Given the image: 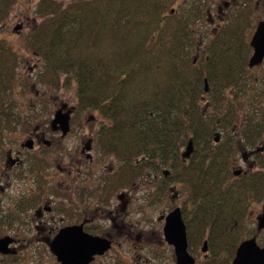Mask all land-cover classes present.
<instances>
[{"label":"trees","instance_id":"trees-1","mask_svg":"<svg viewBox=\"0 0 264 264\" xmlns=\"http://www.w3.org/2000/svg\"><path fill=\"white\" fill-rule=\"evenodd\" d=\"M17 1L0 0V23ZM177 2L39 0L35 12L41 21L28 44L43 58L39 83L75 84L78 108L97 110L112 121L102 125L100 141L124 160V180L133 179L135 171L161 170L169 158L174 162V174L164 179L190 187L193 210L183 208L189 249L208 240L210 255L202 264H231L245 240L248 205L264 191V146H257L264 114L258 119L261 114L240 104L248 92L264 93V78L256 87L249 76L252 5L239 6L199 58L191 57L199 53L193 27L204 18L205 6L193 0L189 8L175 7ZM18 57L0 40V154L7 133H20L30 123L21 119L13 98ZM219 131L223 137L216 142ZM190 139L194 152L184 161L180 148ZM240 144L257 148L258 165L237 176L231 158ZM134 155L141 160L131 164Z\"/></svg>","mask_w":264,"mask_h":264},{"label":"rangeland","instance_id":"rangeland-1","mask_svg":"<svg viewBox=\"0 0 264 264\" xmlns=\"http://www.w3.org/2000/svg\"><path fill=\"white\" fill-rule=\"evenodd\" d=\"M38 1L18 0L13 5L9 16L0 23V40L7 42L19 56L16 70H14L15 93L13 98L21 113V119L30 121L27 126H23L22 132L7 133L10 139L4 145L5 150L10 147L20 148V142L24 136L26 137L25 134L33 131L36 127L47 133V138L51 140L52 144L48 146L43 143L41 147H38L39 150L37 148V151L32 152L39 157L35 167L39 175L37 177L38 181L41 185L44 184L47 187L56 180L67 181L66 185L74 181L75 187L81 188V192L86 189L87 194L90 196L88 200L90 204L88 205L89 202H87L86 206H76L74 217L68 221H83L85 218H83L84 211L88 207V210L95 211L93 214H88V218L97 222H106L107 231L113 238V247L94 264H176L173 249L164 237L165 221L161 220L160 217L164 213L167 215L178 206L183 209L187 205L188 212L193 210L192 205L189 203V185L184 181L165 182V179H167L164 177L163 171L165 169H170V174H174V170L170 168V165L174 162L170 158L168 164L163 166L161 170L155 171L148 168L147 171L144 170L142 173L135 171L133 179L124 180L122 178V183H116V176L111 177L110 173L113 169L119 171L123 167L124 160L113 152L106 151L101 141L97 143L92 154L93 161L89 162L87 158L82 157L83 142L95 131H97L100 140L98 134L102 125L109 126L112 121L103 117L97 110H80L75 84H65L63 79H61L58 87L39 83L38 74L43 66V58L33 52L28 44L29 36L41 21V18L35 12ZM182 1L184 0H178L175 7L182 4ZM251 5V8H253L252 20L257 24L264 19V0H252ZM207 15L205 12L202 23L206 24L209 18ZM17 25H21V29L18 31L14 29ZM210 29L211 27L202 31L201 28L196 27L194 34L197 46L203 43V48H205V44L208 43H200V36ZM250 31H248V34H250ZM203 48L197 55L193 53L191 57L197 56L200 58ZM249 76L251 81H257V83H252L254 86H260L259 81L264 78V61L258 66L250 68ZM234 92H230L229 95H233ZM203 100V103H206V108H210L209 102H206L207 99ZM64 104L76 106L71 129L66 135H63L61 131H56L51 126L56 111ZM240 104L243 110L249 109L248 112L250 113L261 114L257 117L258 119L263 117L264 93L248 92L247 95L241 97ZM244 113V111H241L239 120L242 119ZM219 134L221 139L223 132L219 131ZM261 139L260 145L257 146H264V130ZM185 149L186 144L181 146L180 154H183ZM253 150L257 151V148L254 146L242 147L240 144L238 151L231 158L232 170L242 169L243 171L254 172L255 169L256 171L258 164L252 153ZM77 157L79 159L83 158L84 162L80 164ZM139 158L141 156L134 155L131 164H136ZM74 160L76 162L73 167H70ZM11 179V183L5 185V191L0 196V218L2 217L0 219V237L9 234L15 238L18 244L15 251H18L16 253H18L21 260L13 263L9 262V264H59L50 247L36 248L38 243L41 242L42 236L38 237L33 228L31 230L27 229L33 223V220H27L25 212L32 214L39 205L40 198L38 197V200L31 199L26 207L18 210L16 207L18 200L21 198L23 183ZM52 184L56 185V183ZM66 189V187L62 188V190ZM121 192L126 193V200L128 201L124 211L121 210L120 206L122 204L118 199ZM47 196H51V194L46 192L44 197ZM257 196L264 197L263 189L261 192L259 190L258 195L254 198L255 200L248 205L244 222H242L244 223L242 239L255 236L258 243L264 246V229L258 230L259 216L264 213V199H257ZM56 200L61 207L69 208L68 202L63 197L61 199L58 197ZM75 202L79 204L80 200L77 198ZM104 204L107 211L102 216L99 207L103 205L105 208ZM118 213L122 215L117 219ZM58 215L68 217L67 213H59ZM6 216L7 218H5ZM202 247L203 240L202 242L198 241L193 249H189L199 264H202L210 255L209 250L205 253L202 251ZM3 259H5V255L0 254V264H3Z\"/></svg>","mask_w":264,"mask_h":264},{"label":"flooded vegetation","instance_id":"flooded-vegetation-1","mask_svg":"<svg viewBox=\"0 0 264 264\" xmlns=\"http://www.w3.org/2000/svg\"><path fill=\"white\" fill-rule=\"evenodd\" d=\"M201 1H202L203 5L205 6V12L208 14L207 16L209 18H208L206 24L202 23L204 18L201 19L198 22V24L193 27V32H195L196 27L201 28L202 31H204V29H206V28L208 30V28L211 27V29L209 31H207V33L205 32V33H203L202 36H200L201 41H199V42L205 43V42H209V41L215 39L219 29L222 28L225 23H227V20L231 16L236 15L239 6L242 7V5H243V3H245V1H248L249 3H251L252 0H201ZM192 2H193V0H184V1H182V5H184V7L189 8L188 6H190V4ZM207 6H208V8H207ZM252 12H253V8H252ZM251 17H252V15H251ZM260 21H262V20H260ZM258 23L255 24V22H253V27H252L250 34H249V42H251V39H252L253 34L257 28ZM252 30H254V31H252ZM201 48H203V43H202V45L197 46V49L199 52H200ZM251 48H252L251 54H253V51H254L253 47L251 46ZM60 109H62L64 112L69 113V115L71 116V119H70V129H71L72 121H73V118H74L75 113H76V106L75 105L69 106L67 104H64L61 106ZM56 131H61V130H56ZM98 131H99V128H98ZM92 134L90 137H88V139L86 141L83 142L82 149H81L82 157L87 158L89 160V162L94 160V157L92 154L96 148L97 143H100V140L97 136V131H95V133H92ZM25 135H26V137L24 136V138L20 142V148L18 147L15 149L14 147H10V148H8V150H5V147H4L3 154H0V196L5 191V185L6 184L9 185L12 181L11 178H13V179L23 183V187L21 189V198H20V200H18V205L16 207L18 210H22L24 207H26V205L28 203H30L31 199L34 200L33 198H35L36 200H38V197L40 198L39 199L40 203L35 208L36 210L32 214L25 212L27 220H29V219L33 220V223H31L30 227L27 229L31 230L33 228L36 231V234L38 237L42 236V240L40 243H38L36 248L44 249L46 246V247H50V250H51V246H52L54 239L61 233V231L66 229V228L73 227V226H81L83 231L86 234L92 235L93 237L98 236L101 238L109 239L112 243V245H111V248H112L113 247V238L109 234V232L107 231V226H106L107 223L106 222H97L94 219L92 220L91 218H88V216H89L88 214H93L95 211L92 212V211L88 210V207H86V210L84 211L85 215L83 216V218L84 217L85 218L83 219V221H77V222L73 221V220L68 221V220H70V218L74 217V211H75L76 206H78V205L86 206L87 205L86 203L89 202L88 200L90 199V196H89V194H87L86 189H84L81 192V188L78 189L75 187L74 181L69 183V185H66L65 183H67V181L56 180V181L51 182V183H56V185H53V184L51 185V183H50L48 187H47V185H44V184L41 185L40 182L38 181L37 177H39V175L37 174L35 167H36L37 161L39 160V157H37L36 154H34L32 152L37 151V148L39 146L41 147V145L43 143L48 145V146H50L52 144L51 140H49L47 138L48 137L47 133L44 132L41 128L36 127V128H34L33 131H29ZM63 135H66V134H63ZM98 135H100V134H98ZM9 139H10L9 137L6 139L5 144ZM28 140H31L33 142L32 147L27 148L26 143ZM87 146L88 147L90 146L89 149H87ZM98 146H99V144H98ZM38 150H39V148H38ZM254 152H256V150H253V152H252L253 155H254ZM181 156H182V154H181ZM182 159L185 161L189 158L186 159V158H183V156H182ZM140 160H138V161H140ZM77 161L80 164H82L84 162L83 158H80V159L78 158ZM75 162H76V160H74L72 162L70 167H73V164ZM149 169H152V167ZM147 170L148 169H146L145 171H147ZM238 170H241L240 174L243 173L242 169H238ZM163 172L165 174V176H164L165 178L170 179L172 177V175L170 174L171 173L170 169L169 170L165 169ZM121 173H122V167L119 171H117V170L115 171V169H113L110 173L111 174L110 176L114 177V175H115L116 176V178H115L116 183H122L123 177H122ZM239 175H237V176H239ZM63 187H66L67 189L62 190ZM46 192H49L51 194V196H47L45 198L44 196H45ZM120 194H124L123 200L119 199ZM120 194L118 195V199L120 200V202L122 204L120 206L121 210L124 211L127 204H128V201L126 200L127 195L125 192H121ZM58 197H60V199H61V197H63L68 202V204H69L68 205L69 208H67L68 210L65 208V206L61 207V205L59 203H57L56 199ZM77 198L80 200L79 204H77L75 202V200ZM89 204H90V202L88 203V205ZM124 204H125V208H123ZM25 210H27V209H25ZM181 210H182V215H183V209L181 208ZM99 211L102 212L101 213L102 216L105 215V213L107 211L106 205H105V208L103 207V205L100 206ZM59 213H67L68 217L67 218L65 217L66 214L65 215H58ZM121 215H122L121 213H118L117 219ZM164 215H165V213H164ZM164 215H161V217H160L161 220H164L162 218ZM5 218H7V216ZM183 218H184V216H183ZM4 236H6V235H4ZM7 236H10L12 238L13 242L10 244L11 252L9 254H3V252L0 253V254L5 255V259H3V264H9V262L13 263V262H18L21 260L18 253H16L18 251H15L17 248L16 246L18 245L17 241L15 240V238H13L9 234H7ZM169 245L173 249L174 258L176 260L174 246L172 244H169ZM30 246H32V244H30ZM107 252H105L104 254L96 255L94 257V260L92 262H90L89 264H94L103 255H105ZM56 258L58 260L57 256H56ZM58 262H59V264H61V262L59 260H58ZM176 264H177V261H176ZM197 264H198V262H197Z\"/></svg>","mask_w":264,"mask_h":264},{"label":"water","instance_id":"water-1","mask_svg":"<svg viewBox=\"0 0 264 264\" xmlns=\"http://www.w3.org/2000/svg\"><path fill=\"white\" fill-rule=\"evenodd\" d=\"M15 30H20L21 25H17ZM253 47V54L249 59V66L253 68L264 61V20L260 21L253 34L250 42ZM208 84L206 90H208ZM69 113L62 109L56 111L51 126L55 130H61L63 134L70 131ZM220 136L217 134L215 141H219ZM27 148L33 146V142L28 140ZM90 147V146H89ZM87 146V149H89ZM194 142L189 140L186 149L183 152V158H190L194 152ZM241 170H236L235 174L239 175ZM124 194L119 195V199L123 200ZM125 208V204L123 205ZM164 237L165 240L174 246L177 264H197L196 258L189 251V241L187 225L182 215L181 207H176L166 216ZM264 229V213L259 216L258 230ZM10 236L0 237V253L9 254L11 252L10 244L12 243ZM111 241L107 238L92 236L86 234L81 226H73L66 228L54 239L51 250L58 257L61 264H89L94 260L96 255L104 254L111 248ZM208 240L204 241L202 251L207 252ZM231 264H264V246L258 243L255 236L243 240L236 250L235 257Z\"/></svg>","mask_w":264,"mask_h":264}]
</instances>
